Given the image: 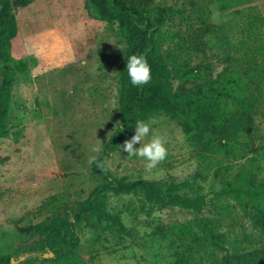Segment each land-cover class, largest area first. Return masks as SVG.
I'll use <instances>...</instances> for the list:
<instances>
[{"label":"rangeland","instance_id":"obj_1","mask_svg":"<svg viewBox=\"0 0 264 264\" xmlns=\"http://www.w3.org/2000/svg\"><path fill=\"white\" fill-rule=\"evenodd\" d=\"M127 1L154 21L180 119H151L145 142L166 136L168 155L150 172L120 147L136 127L108 156L112 175L136 187L100 197L95 223L75 224V260L173 264L176 229L202 236L207 219L229 255L264 249V115L248 108L249 130L236 125L238 117L244 121L238 33L250 14L264 17V0ZM14 15L12 62L27 70L11 87L0 139V257L37 264L54 258L43 247L48 227L73 222L76 203L101 183L89 158L120 125L123 47L105 23L88 17L85 0H34ZM203 252L205 261L208 253L221 255L209 245Z\"/></svg>","mask_w":264,"mask_h":264},{"label":"trees","instance_id":"obj_2","mask_svg":"<svg viewBox=\"0 0 264 264\" xmlns=\"http://www.w3.org/2000/svg\"><path fill=\"white\" fill-rule=\"evenodd\" d=\"M34 0H0V63L3 66V79L0 84V139L5 135L9 125V104L11 87L17 73H25L27 66L23 62H12L10 53L11 41L16 38L18 28L14 10L27 7ZM85 9L90 19L105 23L110 36L116 45L123 47V58L119 64L116 76L117 83V114L119 127L109 136L101 151L96 155L99 160H107L108 156L118 149L128 132L136 127L137 121H147L155 117L165 116L178 122L180 110L172 96L168 69L157 48L154 38L153 19L140 11L127 0H85ZM264 17L260 14H250L239 29L237 52L242 65L244 80V96L239 106L244 108L242 116L236 120V125H248L245 113L248 108L256 109L264 115ZM259 33L256 35V32ZM144 55L151 66V81L143 86H133L127 74V57ZM236 108V106H235ZM239 116L241 110L234 111ZM238 135V132H236ZM91 171L101 183L92 189L83 202L75 205L73 222L54 221L45 235L43 247L54 255L53 259H37V264H79L75 260L74 248L78 238L75 234V224L95 223V205L100 197L107 193H130L135 189V183L125 179L115 178L112 173L103 171L95 163ZM203 235L197 236L190 230L176 229L179 241L175 246L173 264H264V249L242 253L234 256L226 253L221 234L216 222L207 219L203 222ZM206 245L221 252L220 256L206 255L203 249ZM0 264H10L8 258L0 257Z\"/></svg>","mask_w":264,"mask_h":264},{"label":"clouds","instance_id":"obj_3","mask_svg":"<svg viewBox=\"0 0 264 264\" xmlns=\"http://www.w3.org/2000/svg\"><path fill=\"white\" fill-rule=\"evenodd\" d=\"M127 74L130 78V82L133 86H143L148 84L152 79L151 66L147 62L144 55L133 54L127 57L126 65ZM155 120L149 121H137L135 134L130 138L126 139L121 145V150L128 153V156H137L146 161L145 169L146 171H151L157 167L158 164L163 162L168 155V149L166 147L167 138L166 136L160 135L159 133H154L152 138L145 142V138L153 133L152 125ZM140 144V147H135V145ZM93 152L99 153L101 147L99 145L94 146ZM89 163H95L97 167L101 168L103 171H108L110 163L105 160H99L97 156H91L89 158Z\"/></svg>","mask_w":264,"mask_h":264},{"label":"water","instance_id":"obj_4","mask_svg":"<svg viewBox=\"0 0 264 264\" xmlns=\"http://www.w3.org/2000/svg\"><path fill=\"white\" fill-rule=\"evenodd\" d=\"M49 255H51V256H52V254H51V253H50ZM44 257H46V255H45ZM11 264H12V261H11Z\"/></svg>","mask_w":264,"mask_h":264}]
</instances>
